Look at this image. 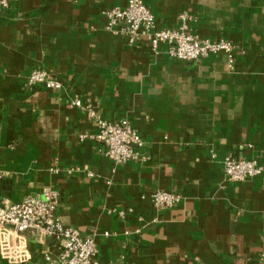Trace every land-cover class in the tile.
Instances as JSON below:
<instances>
[{"label":"crops","instance_id":"crops-1","mask_svg":"<svg viewBox=\"0 0 264 264\" xmlns=\"http://www.w3.org/2000/svg\"><path fill=\"white\" fill-rule=\"evenodd\" d=\"M142 2L158 29L187 13L201 39L232 43L234 66L221 54L185 62L128 45L104 17L127 0H20L0 14V204L57 190L62 225L92 236L102 264H264V173L229 182L222 167L232 155L264 168V0ZM35 69L62 87L28 88ZM76 98L127 120L149 160L113 167L79 141L96 128L71 107ZM157 190L180 204L154 211ZM17 242L24 261L0 264L55 255L50 239L24 232Z\"/></svg>","mask_w":264,"mask_h":264},{"label":"built area","instance_id":"built-area-1","mask_svg":"<svg viewBox=\"0 0 264 264\" xmlns=\"http://www.w3.org/2000/svg\"><path fill=\"white\" fill-rule=\"evenodd\" d=\"M20 0H0V14L8 11ZM105 30L125 37L128 45L144 42L153 55L163 53L171 59L195 62L211 56L224 55L227 67L235 64L236 48L224 39L210 41L201 39L193 33L190 24L194 17L187 13L177 16L178 25L174 29H158L154 17L142 0H127L125 6H115L104 13ZM28 88L41 87L57 90L61 83L52 78L45 70H32L25 81ZM71 107L84 111L89 121L96 128L95 134H80L79 141L96 143L98 152L108 159L113 167L129 163L144 164L149 160L143 153V141L127 120L112 122L103 119L90 103L84 105L80 99L72 101ZM215 158V155H211ZM224 175L229 182H243L260 176L264 168L256 160H238L232 155L222 159ZM58 173L57 170H53ZM1 179V176H0ZM59 192L47 188L35 195H28L20 202L3 207L0 204V256L10 263L23 262L26 257L20 245L14 243L28 232L40 240H52L55 255H46L47 264H102L97 260V247L92 236H81L76 230L62 225L56 215ZM181 195L157 190L151 195V207L154 211L171 210L181 202ZM132 209L117 212L120 218L132 213ZM137 221L142 224L143 218ZM140 233V228L135 229ZM128 235L129 232H125ZM108 236V233L104 234Z\"/></svg>","mask_w":264,"mask_h":264}]
</instances>
